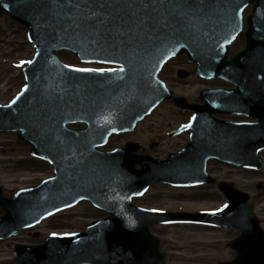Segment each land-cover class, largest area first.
Listing matches in <instances>:
<instances>
[{
	"label": "water",
	"instance_id": "95a60500",
	"mask_svg": "<svg viewBox=\"0 0 264 264\" xmlns=\"http://www.w3.org/2000/svg\"><path fill=\"white\" fill-rule=\"evenodd\" d=\"M250 5L246 47L228 58ZM0 15L25 26L36 49L24 68L26 86L10 104L0 105V133L16 132L55 172L12 198L4 197L0 186L5 212L0 239L18 236L82 201L109 214L82 233L50 236L37 246L15 245L18 264H167L169 256L150 227L177 222L239 234L230 243L237 257L223 264H264V230L252 199L227 182L219 189L228 205L216 213H164L133 205L155 184L214 183L207 171L212 160L235 168L262 166L264 0H0ZM62 51L84 64L122 69H76L62 62ZM182 53L200 77L234 87L202 91L204 105L177 98L159 74ZM167 100L195 112L185 128L192 136L184 150L157 161L135 155L139 147L133 143L110 153L99 149L113 134L132 133ZM216 114H243L257 123L222 122ZM75 123L87 127H68Z\"/></svg>",
	"mask_w": 264,
	"mask_h": 264
},
{
	"label": "rangeland",
	"instance_id": "374dc122",
	"mask_svg": "<svg viewBox=\"0 0 264 264\" xmlns=\"http://www.w3.org/2000/svg\"><path fill=\"white\" fill-rule=\"evenodd\" d=\"M33 55L34 49L28 42L26 29L6 17H0V104L9 103L21 91L25 84L22 69ZM68 57L65 62L77 68L106 69L99 65L80 64L73 56ZM189 81L193 84L187 89L192 94H188V97L198 100V90L204 83L198 78ZM159 111L162 115L153 121L165 128L173 122L174 126H179L180 122L190 117L188 113L175 110L172 104L164 105ZM151 130L158 132V128L152 124H143L132 137L114 138L109 143L110 149L127 140H140L145 143L144 146H148ZM187 142L188 137L185 135L166 139L154 155L164 157L168 151L179 150ZM29 152L30 148L19 142L14 134H0V185L6 196H13L18 190L35 186L53 176L52 168L32 158ZM209 172L217 181L227 180L252 196L257 194L259 202L256 209L264 221V173L257 176L251 171L236 170L216 162L210 163ZM134 204L164 212L198 213L219 211L226 205V200L216 186L187 189L158 184L143 197L135 198ZM3 214L0 210V216ZM104 216L89 203L83 202L19 236L0 240V264H17L13 257L15 244H40L51 234L81 232ZM151 231L162 240V251L170 256L168 264H222L236 257L230 243L237 235L221 228L178 222L155 225ZM35 233L38 235L34 236Z\"/></svg>",
	"mask_w": 264,
	"mask_h": 264
},
{
	"label": "flooded vegetation",
	"instance_id": "af4514ba",
	"mask_svg": "<svg viewBox=\"0 0 264 264\" xmlns=\"http://www.w3.org/2000/svg\"><path fill=\"white\" fill-rule=\"evenodd\" d=\"M252 11V7L247 8L244 11V17L245 19L249 16V14ZM247 29V25L245 26V29L243 31V33L236 39V41L231 45L230 47V55L229 56H233L235 54H237L238 52H240L244 47H245V43H246V38H245V31ZM113 67H110V69H112ZM195 66L194 64L190 61L189 57L185 54H182L179 57H174L172 59H170L163 67L161 73H160V78L168 85V87L172 90H174L177 95L179 96H184L186 97L190 102H197V99L195 98H190L188 97L190 95H192L191 93L187 92V89H189L192 86V81L189 80H193L198 78L199 80H201L204 83V86L202 88H200L198 90V93L200 92V90L203 89H209V90H215V89H230L232 88V85L226 82H223L221 80H203L200 79L199 77H197V75L195 74ZM181 91V92H179ZM163 107V106H162ZM174 107V106H173ZM175 110H180L181 112H185L188 113L189 115L191 114L189 111L186 110H181L179 108L174 107ZM160 109V108H159ZM158 110H155L144 122H142L139 126V128L141 127V125L143 124H152L153 127L158 128V132L155 133L153 130H151L150 132V140H149V145L148 146H144L145 143L139 141H134L135 143H139L141 150L140 153L141 154H146V155H151L156 159H165L167 157V155L170 152H176L177 150L174 151H168L166 153V155L164 157L161 156H157L154 155L155 150L160 148V146H163L165 144L166 139H170V138H175V137H180L182 135H186V134H181V135H175L177 133V131L179 130V128L184 125V123L180 122V126H174V122L173 123H169V125H167V128H165L164 125L159 124L158 122H154L153 120L156 118H159V115H162V112H160ZM238 122H253V120H249L246 119L240 115H235V116H224L222 118L224 119H230V120H234ZM152 121V122H151ZM165 128V129H164ZM139 130V129H138ZM137 132H135L134 134H136ZM134 134L131 135H125L126 137H132ZM153 134V135H152ZM114 138H118V136H114L110 139V142L114 139ZM112 149V148H111ZM110 150V145H109V149ZM262 159L264 161V152L262 153ZM251 172H253L254 174H256L257 176H261L264 173V166L262 169L260 170H252ZM264 186V184H262ZM259 189V187H257ZM253 199V203H254V208L256 211L257 216L260 219V222L264 228V221L263 219L260 217V215L257 212L256 209V205L259 202V198L257 197V194H254L252 196Z\"/></svg>",
	"mask_w": 264,
	"mask_h": 264
},
{
	"label": "trees",
	"instance_id": "16d2710c",
	"mask_svg": "<svg viewBox=\"0 0 264 264\" xmlns=\"http://www.w3.org/2000/svg\"><path fill=\"white\" fill-rule=\"evenodd\" d=\"M61 56V55H60ZM62 57V56H61Z\"/></svg>",
	"mask_w": 264,
	"mask_h": 264
}]
</instances>
